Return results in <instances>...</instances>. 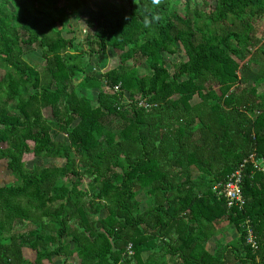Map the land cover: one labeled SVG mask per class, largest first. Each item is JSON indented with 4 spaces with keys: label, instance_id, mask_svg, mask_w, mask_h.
<instances>
[{
    "label": "trees",
    "instance_id": "1",
    "mask_svg": "<svg viewBox=\"0 0 264 264\" xmlns=\"http://www.w3.org/2000/svg\"><path fill=\"white\" fill-rule=\"evenodd\" d=\"M66 1L83 40L61 0H0V159L14 179L0 183V264H264V171L251 159L264 160V0ZM179 45L188 59L171 70ZM109 49L119 64L90 71L87 57ZM80 75L95 100L69 88ZM241 165L244 203L229 207L213 186ZM223 222L238 236L210 251Z\"/></svg>",
    "mask_w": 264,
    "mask_h": 264
},
{
    "label": "rangeland",
    "instance_id": "2",
    "mask_svg": "<svg viewBox=\"0 0 264 264\" xmlns=\"http://www.w3.org/2000/svg\"><path fill=\"white\" fill-rule=\"evenodd\" d=\"M178 1H180L182 3L184 2V0H178ZM213 5H214V3L211 2L210 7H212ZM190 7L191 8L192 7L193 8H195V7L200 8V7H204V6H203L201 0H192L191 4H190ZM206 8H208V7H206ZM59 10H60V13L64 16V18L66 20V24H69V26L67 25L68 29L75 28L78 39H82L83 40L85 38L86 32H87V29L84 26L83 19L78 17V16H76V15H74L72 13L71 7H69V5L67 4L66 0H61V4H60V9ZM256 25H257V27H260L261 29H264V18H262L259 22L257 21ZM64 34L66 36H68V37L72 36V33L67 32V31L64 32ZM256 35L259 36V37H263L262 36L263 34L259 30H257ZM250 50L252 51V48H250ZM23 58L28 63H30L34 67H36L37 69H40V71L44 70L45 59H44V57L42 55L41 49H39L37 46H35V45H33V46L26 45L25 46V52L23 54ZM99 58L101 59L100 63L98 62ZM99 58H95V57L89 58V57H87V60H90V68H89V70L94 72V73H97V74L106 73L111 68H113L117 64H119V61L121 59L120 51L109 49L107 51V53L104 54V56H100L99 55ZM165 58H166V64L168 65V67L171 70H173L172 69V64L178 62L179 60H187L188 59V57H187L184 49L181 47V45H179V48H178L176 54H173V55L166 54ZM236 58H237L238 61L241 62L240 55L236 56ZM246 62H248L247 59L244 60L242 62V64H241L242 66H241L240 69L243 70V71L246 69V65H247ZM252 68L254 69V71H257L258 66L257 65H253V63H252ZM137 69L139 70V73L142 74V75L148 74L150 72V71L147 70L148 67L146 66V64L144 62L140 63L139 65H137ZM1 72H3V71L1 70ZM82 77H83V75H80V76H77V77L73 78L70 81V83H69V88L70 89H74L78 95H87L89 98H92L93 100H95L97 98L98 89L97 88H90V89L83 88L80 85V81H81ZM251 83H252L251 79H248L247 82L243 83L242 86L249 85ZM101 85H102V87L105 90H109L108 86L105 83H102ZM257 86H258V91L259 92L264 91V80L258 82ZM125 98H126L127 101H129L127 93L125 94ZM199 100L200 99L196 95L192 99V103H196ZM44 114H45L46 117L52 118L53 114H52L51 107H48V108L44 109ZM55 130H57V129H53L52 130L53 137L55 139L63 140V139L66 138L63 134H61L59 132H55ZM261 160H263V159H260V161ZM257 161H258V159H257ZM260 161H258V163H260V165H261L262 162H260ZM49 163H54L56 165L61 166V165H64L65 160L63 158L52 159V160L42 158V159H37L35 161V164H37V165H48ZM32 165H33L32 163H27V168H31ZM179 169H177V170H179ZM191 170H192V178L197 177L201 173L200 170L197 167H194V166H192ZM13 180L14 179L10 175L9 170L6 168L5 161L0 159V183H2V184L3 183H11ZM88 181H89L88 179H85L84 180V184H82L81 188L86 189L87 186H88ZM138 197L142 201V206L143 207H146L149 204L148 203V197H147V195L145 194L144 191H140V193L138 194ZM104 212L105 211L103 210L101 213L104 214ZM237 236H238V232L236 231V229L234 227H232L230 224H228L226 222H223V223H221L219 225L218 231L213 236L214 239L209 240V242L206 244V246H207V248L210 251H213L217 241H222V242L231 241V240L235 239ZM23 254L29 260H34L35 259V251L30 249L29 247H24L23 248ZM146 256H147V253H144V257H146ZM75 257L70 259V261H68L67 264H80L79 259H77ZM168 259H169V261H168L169 264H176L177 263V260H176L175 257H173V258L169 257ZM61 263H62V257H57V258H55V261L53 263L45 262L44 264H61Z\"/></svg>",
    "mask_w": 264,
    "mask_h": 264
},
{
    "label": "built area",
    "instance_id": "3",
    "mask_svg": "<svg viewBox=\"0 0 264 264\" xmlns=\"http://www.w3.org/2000/svg\"><path fill=\"white\" fill-rule=\"evenodd\" d=\"M251 159L257 168L264 171V160H258L262 162L260 165L253 155L251 156ZM242 166L243 165L233 173L229 174L225 180L218 182L213 186V190L217 192L219 196H224L226 198L229 207L234 205H239L241 207L244 203V197L242 194ZM251 237L250 234L248 241L254 244Z\"/></svg>",
    "mask_w": 264,
    "mask_h": 264
}]
</instances>
